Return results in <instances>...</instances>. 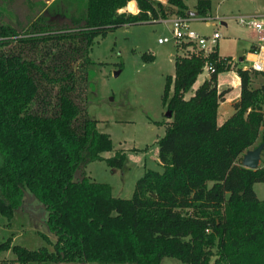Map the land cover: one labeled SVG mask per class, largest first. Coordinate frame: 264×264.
Masks as SVG:
<instances>
[{
  "label": "trees",
  "instance_id": "trees-1",
  "mask_svg": "<svg viewBox=\"0 0 264 264\" xmlns=\"http://www.w3.org/2000/svg\"><path fill=\"white\" fill-rule=\"evenodd\" d=\"M127 1L51 0L43 6L24 0L21 31L3 20L0 9L1 71L10 78L21 75L22 92L37 101L22 122L13 120L11 88L0 87V215L8 222L27 190L44 205L45 223L54 235L41 234L51 249L28 248L6 237L0 250L9 248L19 263L160 264L163 256H172L187 264H264V198L253 189L254 182L264 181V166L241 165L243 151L264 124V83L252 87L251 69L237 67L238 97L232 112L217 123L226 88L217 90L216 77L230 68L225 59L231 58L222 59L216 45L205 54L176 52L173 74L164 75L161 103L170 118L156 139L160 169L146 168L128 197L86 174L74 178L76 168L94 159L115 167L125 159L122 150L101 155L112 148L109 133L97 128V119L78 98L94 37L187 10L183 0H134L137 10L131 12ZM209 7V0H196L194 11L203 15ZM75 59L80 62L73 70ZM205 63L213 69L186 96ZM50 92L53 103L47 99ZM55 104L61 105L62 141L50 123L40 126L32 116ZM261 151L263 157L264 146Z\"/></svg>",
  "mask_w": 264,
  "mask_h": 264
},
{
  "label": "rangeland",
  "instance_id": "rangeland-1",
  "mask_svg": "<svg viewBox=\"0 0 264 264\" xmlns=\"http://www.w3.org/2000/svg\"><path fill=\"white\" fill-rule=\"evenodd\" d=\"M43 6L51 0H33ZM210 2V1H209ZM2 18L18 31L24 24V14L27 5L24 0H0ZM209 13L215 10L222 17L215 19L220 36L217 38L220 54L231 55L234 66L238 65L239 57H243L250 40H256V31L247 25L237 22V15L253 14L264 11L263 1L259 0H211ZM131 10V8H130ZM195 17L200 15L194 14ZM60 20H64L60 18ZM223 22L221 23L220 22ZM190 26L204 35L210 34L213 25L203 20L194 18ZM171 30L166 21H142L132 24H122L100 37L95 36L88 51L91 62L86 67V79L83 91H79L78 98L85 101L86 112L97 119L96 125L100 130L109 133L112 148L101 154L111 155L114 150H125V159L122 166L107 165L103 159H94L74 171V178L82 174L88 175L97 181H104L112 185L115 195L128 197L131 194L135 179L146 169H160L157 164L156 139L163 133L164 124L170 116L165 114V105L161 103V91L164 75L173 71V53H185L191 48L186 43L176 45L172 39L158 42L157 37L170 38ZM152 54L150 60H144L141 54ZM80 60L76 59L71 66L74 70L79 66ZM237 67V66H235ZM236 70V69H235ZM17 72V71H15ZM234 67L220 72L222 82L229 83ZM21 75L15 73L13 78L7 76L0 68V87H9V99L12 104V118L22 122L26 112L37 106V101H29V93L22 92L24 86L19 84ZM260 78H257V80ZM14 80V81H13ZM16 83L15 92L12 86ZM254 86L258 84L254 79ZM42 85V83H41ZM250 85H252L250 83ZM49 88V83L46 85ZM54 90V86L51 88ZM186 95V94H185ZM78 98H76L78 100ZM52 102V95H47ZM222 101V99H221ZM25 102L26 105H22ZM24 103V104H25ZM53 103V102H52ZM51 104V103H50ZM264 107V102L262 103ZM43 112L33 114L36 123L46 126L50 123L51 132H56L55 137H60L61 129L58 123L62 119L61 105L48 106ZM26 115V114H25ZM27 121V120H26ZM164 123V124H163ZM60 132V133H59ZM44 136L43 133H40ZM48 136V135H47ZM264 138V124L259 127L257 137L248 148L255 146ZM264 146V145H263ZM244 152V151H243ZM257 166H264V156L261 155ZM210 181H207V185ZM253 189L258 198H264V181L253 183ZM44 205L27 190L24 192L21 205L13 209L12 216L7 219L0 215V240L10 238V243H17L28 248L45 246L51 248L41 234L50 239L54 238L48 230ZM0 264H103L96 261H26L19 263L14 253L8 248L0 250ZM108 264H132V263H108ZM160 264H187L172 256H163Z\"/></svg>",
  "mask_w": 264,
  "mask_h": 264
},
{
  "label": "built area",
  "instance_id": "built-area-1",
  "mask_svg": "<svg viewBox=\"0 0 264 264\" xmlns=\"http://www.w3.org/2000/svg\"><path fill=\"white\" fill-rule=\"evenodd\" d=\"M193 18H197L211 24H218L215 19H221L220 16H211L208 13L200 15L198 17L190 14H172L165 18H160L158 20L167 22V25L171 30V35L170 38L167 36L157 37V41L163 42L172 39L178 46L182 43H186L187 47H191L186 48L189 49V51L198 49L201 53H207L215 45L216 38L219 36V31L217 29V26H214L210 34L204 35L202 33H199L190 26V20H192ZM237 22L242 25H247L254 28L257 33V38L264 37V15H237ZM256 52L259 53V50H257ZM222 59H224L223 56ZM245 60L249 59L245 58ZM230 61L231 59H225V62L231 63ZM203 67H205V70L207 72L213 69V66L210 63H205ZM248 67L254 70L264 71V54L257 59L251 58L249 60Z\"/></svg>",
  "mask_w": 264,
  "mask_h": 264
},
{
  "label": "crops",
  "instance_id": "crops-1",
  "mask_svg": "<svg viewBox=\"0 0 264 264\" xmlns=\"http://www.w3.org/2000/svg\"><path fill=\"white\" fill-rule=\"evenodd\" d=\"M210 1V8H211V0H209ZM259 1H261V0H259ZM263 1V4H264V0H262ZM130 2H133V3H131V4H129ZM183 2H184V4L187 6V10H194V5H195V2H196V0H183ZM133 4V9L132 10H130V6ZM125 8L127 9V10H129V11H131V12H135L136 10H137V8H136V5H135V1L134 0H128L127 1V3H126V6H125ZM210 10V9H209ZM187 14V13H186ZM196 14V13H195ZM208 14L209 15H211L209 12H208ZM190 15H193L194 16V14H190ZM256 15H259V16H262V15H264V11L263 12H261V14L260 13H258V14H256ZM211 16H220V18L222 17L219 13H217V10H215V12H214V14L213 15H211ZM194 19V18H193ZM192 19V20H193ZM191 21V20H190ZM191 23V22H190ZM221 23H223V22H221ZM211 24V23H210ZM213 25V28H214V26H217L218 24H212ZM213 28H212V30H213ZM218 29V28H217ZM219 36H220V33H219ZM218 36V37H219ZM217 37V38H218ZM256 37V39H258V40H262L263 38H257V35L255 36ZM217 38H216V40H217ZM250 42L251 43H249V45H248V48H247V50L244 52V54H243V57L241 56V57H239V59H238V62H239V64L238 65H235V66H237V67H240V68H249L248 66H249V60L251 59V58H253V59H257V58H260V56L261 55H263L264 54V44L263 43H260L259 41H256V40H250ZM215 45H216V49H217V53L222 57V56H230V58H231V63H230V68L231 67H234V72H233V75H232V77H230V80H229V83L227 82V81H225V82H222V80L220 79V72L221 71H219L218 73H217V77H216V88H217V90H221V89H223V88H226V91L224 92V94L222 95V101L220 100L219 102H218V106H217V113H216V121H217V123H221L231 112H232V110H233V108H232V105H231V102L234 100V99H236L237 97H238V93H239V77H238V75H237V73H236V68L237 67H235L234 66V63H236V62H234V60H233V58L231 57V55H226V54H220L219 53V51H218V45H217V43L215 42ZM257 50H259V53H257L256 51ZM176 52H178V51H175L174 53H173V57H174V54L176 53ZM245 58H247V59H249V60H245ZM247 66V67H246ZM229 68V69H230ZM251 69V68H250ZM249 69V70H250ZM169 74H173V71L172 72H168ZM207 74H208V72L205 70V67H202V70H201V72H199L197 75H196V78H195V80L193 81V83H192V85H191V87H190V89L187 91V92H185V94H186V96L187 95H189L190 93H191V91L205 78V77H207ZM257 78H260V79H258L257 80ZM255 80L258 84H256L255 86H254V81H252V80ZM250 83L252 84L251 86L252 87H257V86H260L262 83H264V71H262V70H254V69H251L250 70ZM170 118V117H169ZM169 118H168V120H169ZM97 123V122H96ZM164 124V123H163ZM97 126V125H96ZM164 126H165V124H164ZM261 127V126H260ZM97 128L99 129V127L97 126ZM164 131V130H163ZM105 152H108V150L107 151H105ZM124 152H125V150H124ZM101 155H103V156H108L109 154H101ZM90 162V161H89ZM156 162H157V164L160 166V164L158 163V158H157V160H156ZM111 186V191H112V185H110ZM112 193H113V191H112ZM114 194V193H113ZM22 200V199H21ZM19 205H21V202H20V204ZM18 205V206H19ZM51 249V248H50Z\"/></svg>",
  "mask_w": 264,
  "mask_h": 264
},
{
  "label": "water",
  "instance_id": "water-1",
  "mask_svg": "<svg viewBox=\"0 0 264 264\" xmlns=\"http://www.w3.org/2000/svg\"><path fill=\"white\" fill-rule=\"evenodd\" d=\"M187 14H195L194 10H186ZM165 114L170 116V111L166 110ZM264 145V141L258 142L255 146L247 148L241 155V165L249 168L257 167L260 158V152Z\"/></svg>",
  "mask_w": 264,
  "mask_h": 264
}]
</instances>
